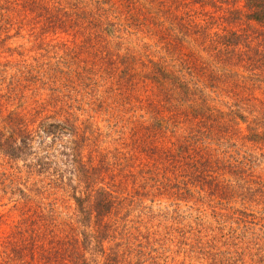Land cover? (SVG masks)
I'll list each match as a JSON object with an SVG mask.
<instances>
[{
    "label": "rangeland",
    "instance_id": "1",
    "mask_svg": "<svg viewBox=\"0 0 264 264\" xmlns=\"http://www.w3.org/2000/svg\"><path fill=\"white\" fill-rule=\"evenodd\" d=\"M84 1L0 0V264H60L62 252L69 263L78 254L102 264L115 249L124 264H264V139L251 138L264 122V68L199 69L204 109L191 115L187 101L155 99L161 89L148 59L161 60L163 50L145 28L113 9L101 18L105 58L81 45L78 16L95 10ZM218 4L225 17L243 8ZM66 18L78 19L76 28ZM74 42L75 61L67 50ZM47 115H69L91 138L84 160L91 154L100 185L120 196L105 215L89 213L61 143L37 130ZM14 117L33 134L30 151L16 158L4 152ZM153 145L178 155L177 170L164 162L145 173L144 150ZM188 154L204 165L186 164Z\"/></svg>",
    "mask_w": 264,
    "mask_h": 264
},
{
    "label": "trees",
    "instance_id": "2",
    "mask_svg": "<svg viewBox=\"0 0 264 264\" xmlns=\"http://www.w3.org/2000/svg\"><path fill=\"white\" fill-rule=\"evenodd\" d=\"M42 1L30 0V3L39 7L42 6ZM227 1L242 2L243 8L229 9L231 16L225 17L226 13L218 3L224 4ZM90 3L93 7L95 5V10L91 15L81 11L84 15L78 16L80 24L78 29H75V33L81 36V45L95 53L97 59L105 58L107 43L103 38L105 29L101 18L102 16L107 18L113 9L118 18L124 17L126 24L134 25L136 28H145L148 35L157 38L163 50V55L158 57L161 60L148 59V64L154 69V72L151 71L148 76L161 89L156 93L158 97L156 96L155 99L158 102H166L171 107H177V101H187L190 104L188 108L191 115L203 108L200 106L202 98L196 91L200 82L196 74L199 69H206L213 63V68L215 66L218 72L219 66L222 69L226 67L231 69L230 64H233L239 68L245 62L258 64L264 68V0H91ZM207 5H210L212 9L206 10ZM65 12L69 13L67 10ZM74 12L77 14V11ZM77 20L66 18L65 21L60 22L66 24L67 27L76 28ZM241 20L245 22L246 28L234 29L235 24L237 26L241 24ZM224 23L225 25H222ZM228 25L233 26L227 27ZM214 28L216 30L212 31ZM248 28L257 32L256 35L251 36ZM79 43L74 42L73 46L67 47V50L71 51L74 56V61L80 56L76 52ZM255 44L258 46L254 48ZM246 53L248 57H245ZM252 67L255 70L259 69L253 65ZM201 112L200 118L204 119L206 116L203 111ZM69 115L62 118L53 117V115L44 116L37 130H42L46 137L51 136L54 141L61 143V155L66 157L72 170L85 187V198L90 202L88 207L91 211L89 213L95 212V215L100 217L111 210L115 198L120 199V196H113L111 190L100 185L102 173L94 157L89 154V157L84 160V150L91 138L82 135L80 127ZM23 120L20 117H14L11 120L10 125L14 129L11 133L15 134V137L6 140L4 152L12 158L30 151L33 141V134L27 129ZM261 124L262 131L252 130V140H255L254 138L264 139V122ZM18 138L19 144H17ZM144 152L147 154V159L141 164L143 168L146 167L145 173L157 174V170L164 162L168 163L164 168L173 166V169L177 170L175 164L178 163L177 154H168L157 145L147 147ZM199 159L192 154L184 155L186 164H191L196 168L204 165ZM197 172L201 173L200 169ZM76 200L79 201V199ZM83 201L81 200L78 206L88 213L85 210L86 206L81 204ZM98 228L104 234L109 230L106 224H100ZM82 256L77 254V259L73 256L69 263L65 253L62 252L55 256V260L59 259L60 264H89ZM46 258L48 259V256ZM102 264L124 263L118 249H115L105 256Z\"/></svg>",
    "mask_w": 264,
    "mask_h": 264
}]
</instances>
